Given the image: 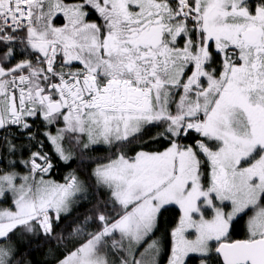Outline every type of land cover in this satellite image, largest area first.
<instances>
[{
    "label": "snow or ice",
    "instance_id": "obj_1",
    "mask_svg": "<svg viewBox=\"0 0 264 264\" xmlns=\"http://www.w3.org/2000/svg\"><path fill=\"white\" fill-rule=\"evenodd\" d=\"M0 264H264V0H0Z\"/></svg>",
    "mask_w": 264,
    "mask_h": 264
},
{
    "label": "trees",
    "instance_id": "obj_2",
    "mask_svg": "<svg viewBox=\"0 0 264 264\" xmlns=\"http://www.w3.org/2000/svg\"><path fill=\"white\" fill-rule=\"evenodd\" d=\"M67 169L64 167L57 165L52 173V178L56 180H61L65 173H67ZM174 214L170 212L164 213V215L161 218V233H163L164 229L167 227V223L170 217H172Z\"/></svg>",
    "mask_w": 264,
    "mask_h": 264
},
{
    "label": "rangeland",
    "instance_id": "obj_3",
    "mask_svg": "<svg viewBox=\"0 0 264 264\" xmlns=\"http://www.w3.org/2000/svg\"><path fill=\"white\" fill-rule=\"evenodd\" d=\"M65 175H66V173L64 174V176H65ZM64 176H63V177H64ZM55 180H56V179H55ZM61 180H62V179H61ZM57 181H60V180H57Z\"/></svg>",
    "mask_w": 264,
    "mask_h": 264
}]
</instances>
